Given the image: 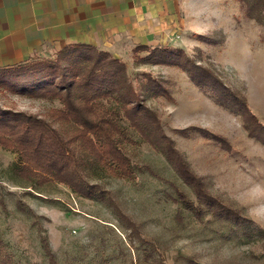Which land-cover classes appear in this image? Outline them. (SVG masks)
<instances>
[{
  "label": "rangeland",
  "instance_id": "obj_1",
  "mask_svg": "<svg viewBox=\"0 0 264 264\" xmlns=\"http://www.w3.org/2000/svg\"><path fill=\"white\" fill-rule=\"evenodd\" d=\"M258 1L176 0L171 23L98 47L126 65L139 101L189 164L198 191L240 223L205 207L187 209L185 203L198 202L194 188L123 118L136 141L123 148L138 177L127 181L84 166L87 180L106 191L102 200L60 184L33 187L14 173L17 155L0 148L3 252L20 264H49L46 238L59 264H264V145L221 104L227 101L221 91L199 84L196 73L198 66L211 72L264 126V6L255 9ZM142 44L146 48L138 49ZM166 51L182 52L190 65L160 60ZM0 107L45 118L67 137L70 126L49 116L61 107L58 100L29 98L0 85Z\"/></svg>",
  "mask_w": 264,
  "mask_h": 264
},
{
  "label": "trees",
  "instance_id": "obj_2",
  "mask_svg": "<svg viewBox=\"0 0 264 264\" xmlns=\"http://www.w3.org/2000/svg\"><path fill=\"white\" fill-rule=\"evenodd\" d=\"M263 6V1L259 0L254 8ZM159 59L167 64L183 62L190 65L182 52L166 51ZM196 69L200 71L196 72L199 73V76L196 74L197 82L215 92L220 90L227 99L221 104L239 114L249 135L264 145V126L245 100L226 89L211 72L199 66ZM211 81L213 83H209ZM0 85L29 98L58 100L61 107L51 109L49 116L55 122L70 126L65 137L45 118L0 107V148L17 155L12 169L33 187L60 184L83 198L105 199L106 191L87 180L84 166L88 165L97 166L113 177L135 181L137 171L123 145H134L136 141L121 124L125 118L130 127L161 151L168 162L175 165L183 180L194 188L198 202L196 205L185 203L187 209L197 213L205 207L221 219H237L240 223L239 217L231 214L226 217L220 209L216 210L210 197L198 191L201 184L196 182L189 164L161 132L158 118L139 101L137 91L128 79L126 65L110 52L91 45L68 46L56 57H35L25 64L1 69ZM150 86L159 88L160 85L151 83ZM162 91L160 88L159 92ZM3 241L0 235V264H20L10 253L3 252ZM42 242L49 264H59L47 239ZM150 264L164 263L155 260Z\"/></svg>",
  "mask_w": 264,
  "mask_h": 264
},
{
  "label": "crops",
  "instance_id": "obj_3",
  "mask_svg": "<svg viewBox=\"0 0 264 264\" xmlns=\"http://www.w3.org/2000/svg\"><path fill=\"white\" fill-rule=\"evenodd\" d=\"M176 5V0H0V70L68 46L98 48L110 39L143 37L171 23Z\"/></svg>",
  "mask_w": 264,
  "mask_h": 264
}]
</instances>
